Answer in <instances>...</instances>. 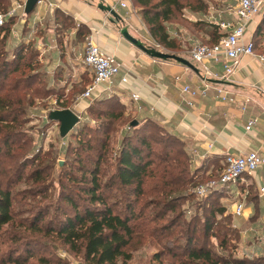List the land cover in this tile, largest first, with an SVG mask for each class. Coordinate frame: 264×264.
<instances>
[{
  "label": "trees",
  "instance_id": "1",
  "mask_svg": "<svg viewBox=\"0 0 264 264\" xmlns=\"http://www.w3.org/2000/svg\"><path fill=\"white\" fill-rule=\"evenodd\" d=\"M184 1L188 0H131V4L137 9L151 39L166 50L177 51L179 47L169 37L165 25L182 11ZM11 4L12 0H0V13L6 14ZM14 21V18H9L0 27V140L6 146L20 135L19 130L25 123L22 118L24 105L28 103L30 106L34 97H49L51 94L45 85L32 89L41 81V77H45V73L37 70L40 63L35 49L30 44H20L12 51L7 50L6 43ZM64 21L65 29L71 27L68 18H64ZM211 28L210 40L205 42L208 45L215 44L220 36L217 27ZM261 38H264V16L252 35L256 53H264L255 46ZM16 74H20V77L9 80ZM21 87L31 91V95L20 97ZM61 88L65 89L64 86ZM95 102L111 104L120 110L118 115L112 110L110 113H100L111 121L120 119L125 111V106L115 94ZM134 121L136 125H132ZM155 123L152 120H132L129 123L131 132L123 136L114 154L109 151L107 138L96 145L78 138L76 147L69 150L71 160L69 162L68 159L61 173L71 184L73 192L68 194L67 186L61 180L60 200L56 202L55 213L49 218L48 210L40 209L27 224L18 223L12 210L13 197L2 187L0 180V264H27L33 258L32 250L37 243L22 236L26 232L31 236L56 239L68 251L80 257L83 264H127L131 255L126 250L135 236H148L161 247L153 255V260L161 262L166 253L176 258L177 253L173 249L178 246H171L169 239L163 242L164 236H170L174 230L176 215L169 221H163L191 198L186 193L188 186H195L198 181L204 182L210 178L202 181L204 176H198V172L203 168L208 169V166L202 165L192 171V154L185 143ZM149 128L151 133L147 131ZM174 142L180 147H173ZM161 145L164 147L159 149ZM34 160L40 161L41 154ZM211 160V165L218 163L222 170L220 161ZM42 175V169L35 170L29 179L36 184H45ZM223 190L218 187L212 194L203 197L199 209L209 211L201 224L198 217L184 223V259L180 264H231L220 262L207 247L212 237L219 241L221 248L227 247V234L213 233L216 217H222L226 209L209 205L213 202L212 197ZM8 227L18 233L11 235L6 232ZM198 233L203 239L200 243L196 240ZM237 235L234 231V240L238 238ZM38 261L47 262L44 259ZM232 264L251 263L234 259Z\"/></svg>",
  "mask_w": 264,
  "mask_h": 264
},
{
  "label": "rangeland",
  "instance_id": "2",
  "mask_svg": "<svg viewBox=\"0 0 264 264\" xmlns=\"http://www.w3.org/2000/svg\"><path fill=\"white\" fill-rule=\"evenodd\" d=\"M183 3L184 7L182 11L165 25L169 37L174 39L179 47L177 51L166 50L149 39L142 43L147 48L155 49L165 54L176 55L190 62L189 51L193 45L210 40L211 27H216L217 22L220 23L227 20L229 11L235 6V0H188ZM187 4H190V6H187ZM128 7V11L137 12V9L132 4L128 5ZM60 16L63 15H59L58 20L64 25L66 23L64 17ZM22 18L20 12L19 18L14 21V24H17V35H15L13 41L7 40L6 43L8 51H12L20 44H25L23 36L28 37V34H23L22 24L19 21ZM72 27L73 23L66 30L70 32ZM58 30L61 33L63 32L61 28ZM255 46L259 52H263L264 38L257 40ZM78 55L80 56L77 63L82 72L83 80L77 82L71 89H62V86L53 82L49 76L44 74L45 70L41 64L40 68L37 67V70L44 74L45 77H41V81L37 82L38 85L32 86V89L45 85L51 91V94L49 97H34L30 106L28 103L24 105L25 113L22 115V118L25 123L19 130L20 135L17 136L18 138L12 139L7 146L3 145L0 140V180L2 187L8 190L13 197L12 210L17 222L20 224H27L30 218L40 209L48 210L47 218L53 216L56 202L60 200L59 197L62 191L61 180L67 186L66 192L68 194L73 192L71 184L67 181V178H63L61 173L64 172V165L68 159L69 162L71 160L70 148L76 147L79 139L85 143L89 141L92 145H96L99 141L107 138L109 151L110 153L112 152L111 154H114L118 150L123 136L131 132L129 123L132 120H136L126 109L122 112L123 116L116 121H111L109 118L101 115V112H109L111 110L115 115L121 113L116 106L111 104H106V106L105 104L95 102L102 98L104 99V97H109V95L102 98L101 96H96L88 100L82 99V94L87 87V83L91 80V72L82 63L83 50H80ZM17 77H20V74L13 75L9 80H15ZM19 90L20 97L24 98L25 95H31V91H25L22 87ZM64 109L71 110L80 118V121L68 135L61 138L59 135V125L49 121L48 115L51 111ZM242 109L243 107H241ZM156 123L164 127L162 123ZM147 131L149 133L152 132L150 128ZM171 133L184 142L190 151V145L186 141L181 139L176 133L172 131ZM163 147L161 145L159 149ZM173 147L179 148L180 146L174 142ZM39 154H41V160L35 161L34 158ZM211 161L213 160L208 159L203 164L197 166L198 164L192 158L191 170L200 168L202 165L208 166V169L203 168L199 171L198 176H204L201 178L202 181L208 177L210 179L204 182L198 181L195 186H188L186 193L191 195V198L187 202H183L176 210V213L168 214L163 221H169L173 217L175 218L176 215L173 222L175 226L174 230L170 236H164L163 242L169 239L172 244L171 246H178L173 249L177 253V257L172 258L166 253L161 262L155 261L153 260V255L159 252L161 247L148 236H135L126 250L131 255V260L127 264H180L183 261L184 223L198 217L200 220L199 224H201L203 217L209 211V209H199L203 198H200L196 194V189L199 186L208 184L211 180H216L221 173L220 165L218 163L211 165ZM39 169L43 171L42 178L45 180V184H36L29 179V175ZM235 186L225 187L220 194L213 196V202L209 203V205L214 207L219 206L226 209V213L222 217H216L213 233L220 235L226 233L227 247L221 248L219 241L214 237L208 240L207 247L220 262L226 261L232 264L234 259H240L248 261L251 264H264V209L254 210L251 214L252 216L249 218L234 219L231 214L235 197L234 191L238 192L235 189H239V186ZM242 186L243 192L248 195L254 193L250 183L246 187L245 184ZM212 192L213 190L208 191L205 196L210 193L212 194ZM117 196L118 194H116V198ZM241 199L238 196V200ZM161 223L162 221L157 225ZM234 231L238 234L236 240H234ZM6 232H9L11 235L15 232L18 233L9 227L6 228ZM22 236L31 240L34 239L33 242L37 243V246L32 250L33 258L27 264H83L80 257L68 251L66 247L54 238L40 235L31 236L27 232ZM196 240L198 243L203 241L201 233L196 235ZM38 259H44L47 262L41 263Z\"/></svg>",
  "mask_w": 264,
  "mask_h": 264
},
{
  "label": "crops",
  "instance_id": "3",
  "mask_svg": "<svg viewBox=\"0 0 264 264\" xmlns=\"http://www.w3.org/2000/svg\"><path fill=\"white\" fill-rule=\"evenodd\" d=\"M41 1L31 15L19 21L23 34H28V37L23 36V42L35 49L45 75L53 82L71 89L83 80L78 54L84 48L85 38L93 36L103 52L113 55L132 73L126 88H115L107 95H117L136 120L160 122L180 136L190 145L197 166L208 159H216L223 166L227 154H245L264 147V95L255 88L264 90V65L250 57L242 58L237 72L227 81L210 78L205 95L198 94L194 109H189L181 99L180 87L188 84L202 91L201 67L190 61L194 71L174 61L154 60L126 41L120 33L123 28L141 43L152 40L136 11L121 8L119 0ZM100 5L111 7L117 17L100 9ZM59 15L73 23L70 32L63 28ZM230 19L228 16L227 20ZM16 28L17 24L11 28L10 42L17 35ZM207 66L215 75L222 74L220 65L211 62ZM176 77L180 78L179 82L175 81ZM216 89L227 92L235 102L222 103ZM131 93H138L137 103L131 100ZM253 118L257 119V124L246 133L245 127ZM248 183L255 195L243 192L242 185L246 187ZM236 186L239 189L234 191V203L242 201L245 205L241 219L249 218L256 209H264V165L252 176H244ZM238 196L242 199L238 200Z\"/></svg>",
  "mask_w": 264,
  "mask_h": 264
},
{
  "label": "built area",
  "instance_id": "4",
  "mask_svg": "<svg viewBox=\"0 0 264 264\" xmlns=\"http://www.w3.org/2000/svg\"><path fill=\"white\" fill-rule=\"evenodd\" d=\"M26 1L12 0V7L6 13H0V27L9 18L18 19L19 13L24 17ZM42 1L38 0L37 4ZM130 0H119V6L128 8ZM264 0H235V6L229 11L230 20L216 23L219 30V39L213 45L205 43L195 44L189 51V59L201 67L202 84L204 89L197 91L188 84L180 87L182 101L189 109H194L195 100L198 94L205 95L209 89V79L227 81L233 76L242 58L250 57L261 65H264V53H256L252 42V35L263 17ZM251 29V30H250ZM214 63L222 67V74L215 75L207 66V63ZM82 63L91 72V80L82 94L83 100L92 97H100L113 93L115 88L124 89L128 86L132 73L110 54L103 52L93 39L88 36L84 41ZM176 82L180 78H175ZM264 95V90L255 87ZM219 98L223 102H235L227 92L216 89ZM138 93H131V100L135 103L139 101ZM140 109V108H139ZM257 124V119H250L245 127V132L249 133ZM211 144L208 145V148ZM193 154L198 156L196 151ZM264 165V147L258 150H250L245 154H227L224 157L223 168L216 180H211L204 186L196 189V194L203 198L208 191L236 185L244 176H252L261 166ZM264 193V189H262ZM245 205L242 201H236L232 206L231 214L234 219L243 217ZM235 227V226H234Z\"/></svg>",
  "mask_w": 264,
  "mask_h": 264
},
{
  "label": "water",
  "instance_id": "5",
  "mask_svg": "<svg viewBox=\"0 0 264 264\" xmlns=\"http://www.w3.org/2000/svg\"><path fill=\"white\" fill-rule=\"evenodd\" d=\"M38 0H26L25 2V8H24V14L27 16L31 14L37 4ZM100 9L107 11L112 16L117 17L115 11L111 7H107L104 5L99 6ZM123 38L128 41L132 46H134L136 49L141 51L142 53L146 54L148 57L159 60V61H174L176 63H179L181 65H184L185 67H188L192 70H196L194 66L187 60L176 56V55H170L165 54L160 51H157L155 49L147 48L145 47L140 41L133 38L127 31V29L123 28L120 31ZM48 119L51 122H55L59 125V135L61 138H64L66 135L69 134L70 131L79 123L80 118L73 113L69 109L64 110H54L51 111L48 115ZM132 125H136V122L134 121Z\"/></svg>",
  "mask_w": 264,
  "mask_h": 264
}]
</instances>
